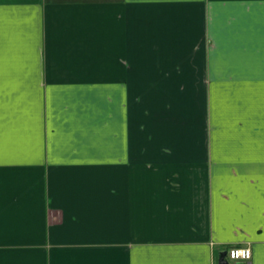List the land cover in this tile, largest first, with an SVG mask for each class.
I'll return each mask as SVG.
<instances>
[{"label": "crops", "instance_id": "crops-1", "mask_svg": "<svg viewBox=\"0 0 264 264\" xmlns=\"http://www.w3.org/2000/svg\"><path fill=\"white\" fill-rule=\"evenodd\" d=\"M223 250L264 264V0H0V264Z\"/></svg>", "mask_w": 264, "mask_h": 264}, {"label": "built area", "instance_id": "built-area-1", "mask_svg": "<svg viewBox=\"0 0 264 264\" xmlns=\"http://www.w3.org/2000/svg\"><path fill=\"white\" fill-rule=\"evenodd\" d=\"M227 253L232 260H249L252 257V250L249 247H232Z\"/></svg>", "mask_w": 264, "mask_h": 264}, {"label": "water", "instance_id": "water-1", "mask_svg": "<svg viewBox=\"0 0 264 264\" xmlns=\"http://www.w3.org/2000/svg\"><path fill=\"white\" fill-rule=\"evenodd\" d=\"M219 263L220 264H228V260L226 259V251H220L219 253Z\"/></svg>", "mask_w": 264, "mask_h": 264}, {"label": "rangeland", "instance_id": "rangeland-1", "mask_svg": "<svg viewBox=\"0 0 264 264\" xmlns=\"http://www.w3.org/2000/svg\"><path fill=\"white\" fill-rule=\"evenodd\" d=\"M228 252V251H227ZM227 255H228V253H227Z\"/></svg>", "mask_w": 264, "mask_h": 264}]
</instances>
